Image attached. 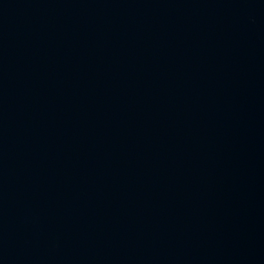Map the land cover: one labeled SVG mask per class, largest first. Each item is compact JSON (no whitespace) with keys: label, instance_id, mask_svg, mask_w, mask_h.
Listing matches in <instances>:
<instances>
[{"label":"water","instance_id":"obj_1","mask_svg":"<svg viewBox=\"0 0 264 264\" xmlns=\"http://www.w3.org/2000/svg\"><path fill=\"white\" fill-rule=\"evenodd\" d=\"M0 264H264V0H0Z\"/></svg>","mask_w":264,"mask_h":264}]
</instances>
